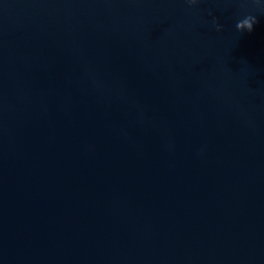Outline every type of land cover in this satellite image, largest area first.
<instances>
[{"label": "water", "instance_id": "1", "mask_svg": "<svg viewBox=\"0 0 264 264\" xmlns=\"http://www.w3.org/2000/svg\"><path fill=\"white\" fill-rule=\"evenodd\" d=\"M0 264H264V0H0Z\"/></svg>", "mask_w": 264, "mask_h": 264}, {"label": "clouds", "instance_id": "2", "mask_svg": "<svg viewBox=\"0 0 264 264\" xmlns=\"http://www.w3.org/2000/svg\"><path fill=\"white\" fill-rule=\"evenodd\" d=\"M186 4L192 6L198 2V0H184ZM257 23V18L252 15H248L243 19L238 20L235 27L238 31H248L251 32L253 30L254 24ZM212 24L217 31L221 29V25L216 22V18L213 17Z\"/></svg>", "mask_w": 264, "mask_h": 264}]
</instances>
